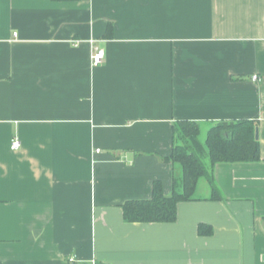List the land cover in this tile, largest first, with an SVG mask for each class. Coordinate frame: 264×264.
<instances>
[{
    "label": "crops",
    "instance_id": "crops-1",
    "mask_svg": "<svg viewBox=\"0 0 264 264\" xmlns=\"http://www.w3.org/2000/svg\"><path fill=\"white\" fill-rule=\"evenodd\" d=\"M184 121L255 122L259 160L124 221ZM0 264H264V0H0Z\"/></svg>",
    "mask_w": 264,
    "mask_h": 264
},
{
    "label": "trees",
    "instance_id": "trees-1",
    "mask_svg": "<svg viewBox=\"0 0 264 264\" xmlns=\"http://www.w3.org/2000/svg\"><path fill=\"white\" fill-rule=\"evenodd\" d=\"M256 123L252 121H221L209 127L203 142L200 141V125L179 122L174 128L176 141L167 163L178 168L172 178L171 192L166 195L160 181L152 185L148 200H130L122 205L124 221L128 223H170L176 219V207L180 202L194 200L197 185L205 179L212 188L211 170L216 164L255 162L260 149L255 139ZM208 160V166L203 159ZM203 228V227H202ZM201 229V227H200Z\"/></svg>",
    "mask_w": 264,
    "mask_h": 264
},
{
    "label": "built area",
    "instance_id": "built-area-1",
    "mask_svg": "<svg viewBox=\"0 0 264 264\" xmlns=\"http://www.w3.org/2000/svg\"><path fill=\"white\" fill-rule=\"evenodd\" d=\"M90 44H92L93 47V52L91 54V65L92 67H97L99 65L102 64L103 60H104V51L102 49H100L99 47L95 46V41L94 40H90L89 41ZM252 81L253 82H257L259 81L258 76L254 75L252 76ZM21 144L20 141L18 139H13L10 142V149L12 151H16L20 148Z\"/></svg>",
    "mask_w": 264,
    "mask_h": 264
},
{
    "label": "rangeland",
    "instance_id": "rangeland-1",
    "mask_svg": "<svg viewBox=\"0 0 264 264\" xmlns=\"http://www.w3.org/2000/svg\"><path fill=\"white\" fill-rule=\"evenodd\" d=\"M207 125H203L202 124V126H201V133H200V137H199V139H200V141L201 142H203L204 141V139H205V134H206V130H207ZM203 164L205 165V166H208V160L206 159V158H204L203 159ZM177 171H178V168H177ZM204 180H201L200 181V183H199V188H200V195H201V189L203 188L204 189V182H203Z\"/></svg>",
    "mask_w": 264,
    "mask_h": 264
},
{
    "label": "water",
    "instance_id": "water-1",
    "mask_svg": "<svg viewBox=\"0 0 264 264\" xmlns=\"http://www.w3.org/2000/svg\"><path fill=\"white\" fill-rule=\"evenodd\" d=\"M255 139L256 140L258 139V131H257V129L255 130Z\"/></svg>",
    "mask_w": 264,
    "mask_h": 264
}]
</instances>
